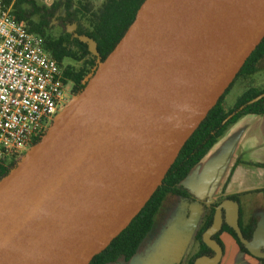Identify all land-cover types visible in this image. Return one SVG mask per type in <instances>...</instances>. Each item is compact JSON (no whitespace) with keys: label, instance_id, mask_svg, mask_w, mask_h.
I'll return each mask as SVG.
<instances>
[{"label":"water","instance_id":"water-1","mask_svg":"<svg viewBox=\"0 0 264 264\" xmlns=\"http://www.w3.org/2000/svg\"><path fill=\"white\" fill-rule=\"evenodd\" d=\"M263 38L264 0H145L80 95L0 180V264H89ZM231 202L202 234L214 255L194 264L219 263L222 210L246 250L264 256L243 239Z\"/></svg>","mask_w":264,"mask_h":264},{"label":"trees","instance_id":"trees-1","mask_svg":"<svg viewBox=\"0 0 264 264\" xmlns=\"http://www.w3.org/2000/svg\"><path fill=\"white\" fill-rule=\"evenodd\" d=\"M144 1L105 0L99 8L94 9L90 2L84 0V3H77V7L72 9L71 0H58L51 6L50 11H46L42 7L37 6L34 0H2L5 5L10 6L11 13L16 20L26 22L32 32L39 34L44 39L45 50L57 62L63 71L65 80L71 83V87L76 93L82 91L85 86L82 81L83 78L89 73L92 75L95 73L98 65L107 58L124 36L134 22ZM61 8L63 12L61 15L55 16V21L61 27L62 32L58 37H52L48 33L51 19H54V14ZM35 16H38L37 20L34 19ZM79 16L87 17L89 24L87 29L80 25ZM67 28H72V30L67 31ZM81 38H85L87 41H82ZM89 42L94 44L93 51L90 50ZM263 57L264 38L245 60L228 88L180 149L160 185L144 207L130 224L111 241L105 250L93 257L89 264H116L119 261L124 264L128 263L136 255L140 245L150 233L154 219L166 195H180L176 187L207 154L228 127L245 115L264 114V88L261 90L247 89L227 111L222 106L223 99L231 89L234 81L240 77L255 74L257 65ZM67 60H83V64L79 69H75L65 65ZM38 141L36 140L34 143ZM14 166L12 164L8 169L0 166V180ZM228 199L237 201L236 197ZM213 213L210 214L203 230L197 237L200 251L191 258L188 264H193L198 257H212L214 255L202 242V234L210 227ZM239 229L243 239L251 242L255 223L245 228L239 226ZM223 230L232 236L242 252L248 254V251L240 243L232 228L223 225L221 231ZM218 233L212 236V240L221 247V243L217 238ZM261 262L264 264V260H261Z\"/></svg>","mask_w":264,"mask_h":264},{"label":"crops","instance_id":"crops-1","mask_svg":"<svg viewBox=\"0 0 264 264\" xmlns=\"http://www.w3.org/2000/svg\"><path fill=\"white\" fill-rule=\"evenodd\" d=\"M236 81L223 99L225 111L247 89L264 88V57L255 74ZM176 188L180 195H166L150 233L126 264H188L200 251L197 237L210 214L220 204L230 203V197L237 199L231 206H236L238 225L255 223L252 249L264 253V114L245 115L228 127ZM223 225L228 226L224 210L221 229ZM221 229L218 264H262L264 256L242 252Z\"/></svg>","mask_w":264,"mask_h":264},{"label":"built area","instance_id":"built-area-1","mask_svg":"<svg viewBox=\"0 0 264 264\" xmlns=\"http://www.w3.org/2000/svg\"><path fill=\"white\" fill-rule=\"evenodd\" d=\"M71 83L44 39L0 0V166L17 164L67 106Z\"/></svg>","mask_w":264,"mask_h":264},{"label":"rangeland","instance_id":"rangeland-1","mask_svg":"<svg viewBox=\"0 0 264 264\" xmlns=\"http://www.w3.org/2000/svg\"><path fill=\"white\" fill-rule=\"evenodd\" d=\"M88 2H90L93 6L94 9H97L101 6V4L105 1V0H86ZM34 2L37 4V6L39 7H42L44 10L46 11H50L51 10V6L53 4H55L56 2H58V0H34ZM64 2V1H63ZM71 5H72V9L73 8H76L77 7V3H84V0H71ZM62 7V6H61ZM63 12L62 8L60 10H58V12H56L54 14V19H51V24H50V31L48 32L52 37H58L61 32H62V29L61 27H59V25L57 24V22L55 21V16H58V15H61ZM36 18H38V16H35L34 19L37 20ZM79 20H80V25L87 29L89 24H88V19L87 17H84V16H79ZM72 28H67V31H71ZM89 47H90V50L92 51L93 50V47H92V44H89ZM65 65L66 66H71L75 69H79L83 62L82 61H74V60H67L65 61ZM94 75V74H93ZM91 73L87 74L84 78H83V83H85V86L87 85V83L91 80L92 76H93ZM237 80V79H236ZM235 80V81H236ZM234 81V83L236 84V82ZM233 83V84H234ZM72 85L70 84L69 88L70 90L72 89L71 87ZM84 86V87H85ZM81 92V91H80ZM80 92L79 93H74V94H71V91H70V95H71V98H69L68 102H67V106H69V104L74 100L76 99L79 95H80ZM18 164H15L14 168H12L10 170L11 173L14 172V169L17 168ZM9 172V173H10ZM161 250V249H160ZM116 264H124L122 261H119L118 263Z\"/></svg>","mask_w":264,"mask_h":264},{"label":"flooded vegetation","instance_id":"flooded-vegetation-1","mask_svg":"<svg viewBox=\"0 0 264 264\" xmlns=\"http://www.w3.org/2000/svg\"><path fill=\"white\" fill-rule=\"evenodd\" d=\"M82 62H83V60H82ZM75 93V90L74 89H71V94H74ZM59 116V115H58ZM58 116L56 117V118H58ZM11 165V164H10ZM10 165H8V166H5V169H8L9 167H10Z\"/></svg>","mask_w":264,"mask_h":264}]
</instances>
